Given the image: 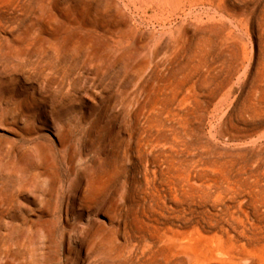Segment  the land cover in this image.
Instances as JSON below:
<instances>
[{
  "label": "rangeland",
  "instance_id": "1",
  "mask_svg": "<svg viewBox=\"0 0 264 264\" xmlns=\"http://www.w3.org/2000/svg\"><path fill=\"white\" fill-rule=\"evenodd\" d=\"M37 60L93 98L66 119L88 144V196L119 223L92 216L104 225L86 264H264V0H0V114L15 89L44 94L25 76ZM20 124L0 118V264H62L68 227L48 196L67 155L40 204L26 199L20 143L4 140ZM84 218L68 224L84 232Z\"/></svg>",
  "mask_w": 264,
  "mask_h": 264
},
{
  "label": "bare ground",
  "instance_id": "2",
  "mask_svg": "<svg viewBox=\"0 0 264 264\" xmlns=\"http://www.w3.org/2000/svg\"><path fill=\"white\" fill-rule=\"evenodd\" d=\"M40 48L47 49L48 47L40 43L30 51L36 53ZM96 49L95 53L96 55L98 53L99 59L103 63H107L113 52L110 42L102 40L99 45L97 44ZM29 69L25 72L26 78L39 83L44 94L36 88H32L30 92L15 89L7 96L10 100L5 107L1 108L0 118L3 114H10L13 118H17V123L21 124L16 127L8 125L9 129L16 133L18 139L5 138L6 147L9 150L20 143L13 151L12 156L20 160L24 169H29L30 179L26 183L24 191L27 192L26 199L32 196L33 201L37 204H40L41 192L45 194L41 189L42 182L56 175L59 167L56 160L59 159V156L67 155L66 167L70 176L64 186L62 184L53 186L54 188L57 186L61 193L50 194L48 200L57 204L55 211L65 220L68 227L67 232L59 239L62 252L60 259H64L62 264H69L70 259L73 264H86L98 242L97 229L104 225L92 216L97 212L105 215L110 225L107 231L114 228L115 222L119 223V219L116 220L110 214L112 209L113 212L116 210L115 204L111 200L97 202L93 200L94 197L92 199L88 196L92 184L90 175L80 168V164L89 155L88 144L81 136L78 128L80 124H73L66 119L69 112H75V104L79 101L78 97L89 100L93 98L91 95H83L78 91L71 92L73 87L70 84L76 77L63 75L58 69L48 66L44 61L33 62ZM60 121L61 123H59ZM45 130H47L46 133ZM141 142H138L139 151L144 144ZM158 156L159 154H155L152 158ZM145 160L146 162L150 160L148 153L145 155ZM143 198L156 202L154 193L148 188H146ZM157 203L156 205H158ZM11 208L20 210L26 206L17 198ZM45 211L48 212L47 209ZM20 216L23 217L21 214ZM11 218L17 220L18 215L13 214ZM74 218L78 219V224L83 218L86 220V233L85 231L81 232L83 228L73 230V225L68 224V220ZM118 228L119 226H116V230ZM73 239L77 240V246L74 249L71 247Z\"/></svg>",
  "mask_w": 264,
  "mask_h": 264
}]
</instances>
